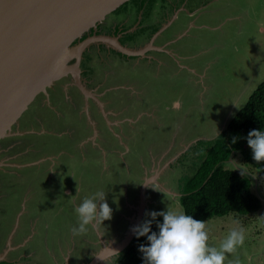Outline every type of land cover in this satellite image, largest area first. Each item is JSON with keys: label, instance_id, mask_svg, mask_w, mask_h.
<instances>
[{"label": "rangeland", "instance_id": "rangeland-1", "mask_svg": "<svg viewBox=\"0 0 264 264\" xmlns=\"http://www.w3.org/2000/svg\"><path fill=\"white\" fill-rule=\"evenodd\" d=\"M171 1L175 6L165 10V14L172 17V27H167L165 33L171 34L172 29L186 21L203 19L212 5L219 7V17L212 19L215 21L212 32L191 28L189 32L194 36L175 38L179 45L168 46L178 49L183 44L188 48L193 43L189 47V51L193 50L190 59L176 52L164 54L181 70L176 72L177 76L155 72L156 69L151 76L145 75L151 83L138 104L143 110L142 128L140 124L136 126V121L121 130L107 125L108 129H114L111 136L100 127V119L106 123L101 112L106 110L109 113L106 116L112 117L120 108L104 102L101 105L91 96L78 104L70 95L80 93L79 87L67 86L75 82L78 72L79 80L103 99L110 83L103 74L109 73L107 67L113 66V60L110 61L109 51L97 49L103 39L99 35L91 37L82 47L78 67L51 81L53 84L44 91H38L12 122L7 135L0 138V260L12 264H88L96 253L119 247L136 222L139 225L151 218L148 213L166 211L168 207L182 209L179 200H172L169 193L181 194L186 175L201 159L202 140L214 138L264 78V0ZM131 3L136 5L137 0H129L109 12L107 15H113L112 19L106 15L100 19L101 30L103 25L109 26L107 21L116 22L117 11ZM142 13L137 8L135 18ZM235 14L233 18H225ZM134 16L127 18L131 20ZM150 26L151 30L157 27L156 23ZM78 41L79 38L75 39L68 49ZM199 50L202 52L198 53ZM74 54L65 61L66 66L77 62ZM195 54L198 62L193 59ZM118 87L113 86L109 95L118 97L121 92ZM120 106L124 105L119 101ZM49 123L53 124L52 129L46 128L39 136L27 135V126L42 131ZM94 132L100 136L99 140H94ZM120 135L124 136L123 144L120 143L126 146L124 149L117 146ZM94 142L112 144L111 154L100 156V165L84 162L83 166H77L80 163L77 158L91 154L90 145ZM57 148L67 155H57ZM229 161L228 167H236L249 180L262 207L237 218L245 229V241L228 257L239 256L241 264H264V220L259 218L264 216V179L243 162L240 154ZM99 190L105 191V200L113 209L112 218L98 226L99 235L97 229L89 226L86 233L73 236L71 228L78 223L74 208L85 196ZM212 218L206 222L208 243L218 247L231 227L223 225L222 229V218ZM109 256L104 255L106 262L97 260L91 264H113L117 255Z\"/></svg>", "mask_w": 264, "mask_h": 264}, {"label": "water", "instance_id": "water-1", "mask_svg": "<svg viewBox=\"0 0 264 264\" xmlns=\"http://www.w3.org/2000/svg\"><path fill=\"white\" fill-rule=\"evenodd\" d=\"M126 1L0 0V138L7 135L12 122L38 91L78 67L82 47L97 35L68 49L70 44ZM72 53L77 62L66 66ZM75 82L80 85L78 72ZM132 229L115 251L120 253L128 245L134 235ZM113 254L118 253L105 249L88 264L101 260L98 256Z\"/></svg>", "mask_w": 264, "mask_h": 264}, {"label": "crops", "instance_id": "crops-1", "mask_svg": "<svg viewBox=\"0 0 264 264\" xmlns=\"http://www.w3.org/2000/svg\"><path fill=\"white\" fill-rule=\"evenodd\" d=\"M136 5H137V8H141L143 10V13L140 15V18H135V16L133 15L134 16L133 19L130 20L129 18L126 17V19L119 25L120 30H119V33L116 34V36L109 35L105 32V33H102L103 39L99 40L100 43L105 44L106 46L105 49L111 48V50H113L112 51L113 54L115 53V51H117V53L114 54L115 59L111 58L110 60V61L113 60V66L112 64H110L109 67H107L109 68V73L105 72V74H103L104 79H109L110 83H109V86L105 88L106 92L102 96L103 98L102 101L97 97L96 93L93 94V92L90 91V88L87 87L88 85L85 82H83L81 79L79 80L80 85H78L76 82L67 83L68 84L67 86L74 85L80 88V89L78 88L80 93H76L74 91L75 93L72 92L70 94L73 96V98L77 100L78 104L79 102L83 103L87 96H91L93 98V101L96 100L97 103L101 105H102V102H104L105 104L107 103L108 105H111L113 108H115V106L116 108H120V112H118L117 114L115 112L112 113V117L106 116V114H109V113H106V110H103L101 112L103 113L104 118H106V123L103 124L102 119H100L102 122V125H100V127L102 128V131L105 129L109 131L110 134H112L111 130H113L114 132V129L113 128L108 129L107 125L109 126L115 125L119 127L118 130H121L122 126L125 127L126 124H131V121H136V126L140 124V127L142 128L143 123L142 122L140 123V119H141V115H143V110L141 106L138 104H139V100L141 98L143 99L144 95L147 93L149 83H151V80L149 79V77L147 78V76L145 75L151 76L152 75L151 72L154 71V69H156L155 72L162 71V73H167L172 76L173 75L177 76L176 72H180L181 70L175 68L174 64L171 63L170 57L164 54L167 52H171V53L176 52L177 54L183 55L185 59H190L193 54V50L189 51V47L192 46L193 43L191 42L188 48H186L185 45L183 44H180L182 47H179L178 49H171L168 46L169 45L172 46L173 44H176L175 46L179 45L177 44L178 42H176L177 40H175V38H181L185 35L194 36L195 34H191L189 32L191 28H197V29L205 28L207 29V31L212 32L214 30L212 26L215 25L214 24L215 21L212 19L214 17L218 19L219 17L218 16L219 7L212 5L211 8L208 10L207 14L204 15L203 19H200L197 22L195 20L186 21L184 24L179 25L177 28L172 29L171 34H170L169 32L165 33V30L167 27H172V24H171L172 17L170 15H166L165 10L170 9V7L175 6L174 2L172 3L171 0H137ZM160 12L162 13L159 16ZM189 15L191 16V14ZM234 16H236V14L228 15L225 18L230 19V18H233ZM153 23H156L157 27L151 30L150 25H152ZM217 23L220 24L219 22ZM136 24L137 25L142 24L141 25L142 31L139 32L138 31L139 29H138L134 33H129L136 27ZM114 28H115V25H114ZM124 28H126L127 31H125ZM125 32H128L129 35H124ZM119 37L123 38L122 41L121 39H119ZM201 52L202 50H199L198 53H201ZM193 59L196 62H198L199 60L198 54H195V58ZM118 62L120 63V65L117 64ZM113 68L117 69L118 73L112 72ZM111 74H115V76H111ZM116 76H118V78ZM114 77L116 78L112 79ZM113 86L114 87L119 86L118 89H120L119 91H121L120 93H118V97L116 98L109 95V93L111 92L110 89ZM76 94L77 96H75ZM108 97H109V100H108ZM119 101L124 106L119 107ZM73 111L77 112L74 108H73ZM72 115L74 116V113H72ZM77 115H80V114H77ZM84 117L86 120L85 113H84ZM115 117H118V118L116 119ZM44 126L46 127L43 128L42 131H39V129L35 130L32 127L27 126V129H28L27 135L28 136L30 135L39 136L46 128L48 129L53 128V124L51 123L45 124ZM30 128H32V130ZM125 131H128V128ZM76 133H73V134H76ZM94 133H95L94 140H99L100 136H97L96 132ZM127 134L129 133L127 132ZM127 134H125L126 135L125 138L128 140ZM111 136H113V134ZM121 136L122 135H120L119 137V140H118L119 145L117 146H119L121 149H124V147L126 146L123 147V145H120V143L123 144L122 140H124V136L123 137ZM96 142L99 143V141H96ZM94 143L90 145L91 154L88 152V154H83L84 158L82 155L79 158H77V160L80 161V163L77 164V166L79 165L83 166L84 162H86L89 165L91 164L100 165L101 160H102L100 156H106L107 154H111V152L109 151L111 150V148H113L112 144H103V145L99 144L98 145L97 143L95 144ZM76 148H77L76 152H78L79 151L78 145L76 146ZM57 150H59L57 155L66 154V153L61 152L59 148H57ZM106 151L107 153L104 155V152ZM46 152L52 153L50 151H46ZM71 152L74 153L75 151L72 149ZM82 159L85 161H83ZM57 162L60 163L59 166L62 169L63 168L61 164L62 161L59 159V156H58ZM64 191H66V189H64ZM141 201H143L142 198H141ZM140 205L141 207H143L142 202ZM241 216H244V215L238 216L235 214H228V215L221 216V217L217 216V217L222 218L220 219L221 220L220 228L222 227L223 229L224 228L223 225H227L231 228L235 227V225L233 224V220ZM209 219L214 220L211 217L204 221L207 222ZM250 239L252 240V238ZM6 250H8V248Z\"/></svg>", "mask_w": 264, "mask_h": 264}, {"label": "trees", "instance_id": "trees-1", "mask_svg": "<svg viewBox=\"0 0 264 264\" xmlns=\"http://www.w3.org/2000/svg\"><path fill=\"white\" fill-rule=\"evenodd\" d=\"M83 38L84 35L79 40ZM253 129L264 130V78L250 91L225 127L214 138L202 140L201 159L182 184L179 203L186 214L206 220L228 214L247 215L261 208V200L249 180L236 167L227 166V161L240 154L243 162L264 179V161L253 160L247 144L248 133ZM234 137L237 138L235 143L232 142ZM157 221L162 222V217L153 220L152 231H158ZM147 243L146 237L134 234L113 264H143L138 247Z\"/></svg>", "mask_w": 264, "mask_h": 264}, {"label": "clouds", "instance_id": "clouds-1", "mask_svg": "<svg viewBox=\"0 0 264 264\" xmlns=\"http://www.w3.org/2000/svg\"><path fill=\"white\" fill-rule=\"evenodd\" d=\"M236 139L234 137L232 142L235 143ZM247 144L252 150L253 160L264 161V130H251L247 136ZM169 196L175 201L180 199V195L174 192L169 193ZM74 212L78 223L71 228L73 236L86 233L89 226L97 229L99 235L98 226H103V221L112 218L113 209L105 200V191L99 190L85 196L74 208ZM148 215L151 219L132 229L137 237H146L148 241L138 247L142 253L143 264H226V261L227 264H241L239 256L228 257V254H235L237 248L245 241V229L238 219L233 220L235 227L229 230L217 247L208 243L206 221L194 219L180 207H168L166 211H153ZM157 216L162 217V222L157 221L158 231H152L151 226ZM259 218L264 220V216ZM108 249L119 254L113 249ZM98 257L105 261L103 257Z\"/></svg>", "mask_w": 264, "mask_h": 264}, {"label": "flooded vegetation", "instance_id": "flooded-vegetation-1", "mask_svg": "<svg viewBox=\"0 0 264 264\" xmlns=\"http://www.w3.org/2000/svg\"><path fill=\"white\" fill-rule=\"evenodd\" d=\"M129 1V0H128ZM127 3V2H126ZM126 3H122L121 5H119V6H122V5H124V4H126ZM118 6V7H119ZM117 7V8H118ZM124 8H125V6H124ZM116 9V8H115ZM114 9V10H115ZM136 9H137V5H135V4H129V7L128 8H125L124 10H122V11H120V12H118L117 11V14L119 15L118 16V18L117 17H115L116 19H117V21L116 22H114V20H110V21H107L106 23L108 24L109 23V26H106V27H104V25H103V28H104V30H101V26L102 25H100V23H99V21H97L96 22V24L93 26V27H91V28H89V33H87L86 31L84 32V36H90V35H93V34H95V35H102L103 36V34H101V33H107V34H109V35H114V36H116V34H118L119 33V30H120V24L126 19V17L127 16H130V15H134V13H135V11H136ZM132 11H133V14H131L132 13ZM108 15L106 14V17H107ZM110 16V15H109ZM108 16V17H109ZM111 16H113V15H111ZM111 16H110V18H111ZM136 16H138V15H136ZM105 17V18H106ZM114 17V16H113ZM112 19V18H111ZM112 22V24H110ZM114 25H115V28H114ZM142 25V24H141ZM111 27V28H110ZM141 27V26H140ZM125 29V31H127V29L126 28H124ZM139 29V25H137L131 32H129V33H134L136 30H138ZM129 33L128 32H125V34L124 35H129ZM83 35H81L80 37H82ZM105 36V35H104ZM79 37V38H80ZM109 37V36H108ZM119 39H121V41H122V37L120 38L119 37ZM100 42H99V44L96 46L97 47V49H99V50H101L102 48L103 49H105V44H103V47H101L100 46ZM105 50H107V51H109L110 52V55H111V58H114L115 59V56H114V54L115 53H117V51H115V53L113 54V50H111V48H107V49H105ZM82 64H83V62H82ZM81 64V65H82ZM83 71V70H82ZM113 72L114 73H118V71H117V69H115V68H113ZM81 74H82V72H81ZM3 250H4V248H3ZM12 264L13 262H7V261H5V260H0V264Z\"/></svg>", "mask_w": 264, "mask_h": 264}, {"label": "bare ground", "instance_id": "bare-ground-1", "mask_svg": "<svg viewBox=\"0 0 264 264\" xmlns=\"http://www.w3.org/2000/svg\"><path fill=\"white\" fill-rule=\"evenodd\" d=\"M77 51H78V49H76V52H77ZM73 54H74V53H72L71 55H73ZM72 64H73V63H72ZM72 64H71V65H72Z\"/></svg>", "mask_w": 264, "mask_h": 264}]
</instances>
